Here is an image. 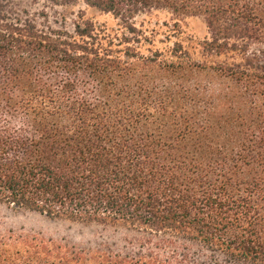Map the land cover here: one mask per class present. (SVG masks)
<instances>
[{"label":"trees","instance_id":"obj_1","mask_svg":"<svg viewBox=\"0 0 264 264\" xmlns=\"http://www.w3.org/2000/svg\"><path fill=\"white\" fill-rule=\"evenodd\" d=\"M44 1L124 30L0 0V203L125 234L10 230L0 264H264V0ZM153 9L209 36L156 47Z\"/></svg>","mask_w":264,"mask_h":264},{"label":"rangeland","instance_id":"obj_2","mask_svg":"<svg viewBox=\"0 0 264 264\" xmlns=\"http://www.w3.org/2000/svg\"><path fill=\"white\" fill-rule=\"evenodd\" d=\"M10 2L11 7L20 11L26 9L32 15L46 12L53 25H57L56 21H59L58 26L63 24L69 31H74L76 22L81 18L90 19L98 29L112 35L122 33L124 30L122 21L113 13L100 11L84 2L73 6H54L44 0H10ZM135 22L154 35L156 47L161 48L176 40L170 31L175 23H178L183 31L179 38L186 43L190 38L202 40L209 36L207 23L202 16H179L169 10L153 9L139 14ZM21 229L39 232L47 237L65 238L79 245H86L105 236L119 239L125 234L123 231L115 232L112 228L102 226L52 220L36 212L14 210L0 203V234Z\"/></svg>","mask_w":264,"mask_h":264}]
</instances>
